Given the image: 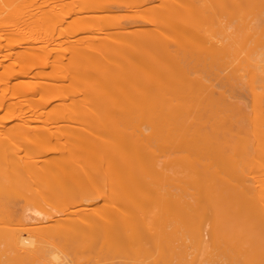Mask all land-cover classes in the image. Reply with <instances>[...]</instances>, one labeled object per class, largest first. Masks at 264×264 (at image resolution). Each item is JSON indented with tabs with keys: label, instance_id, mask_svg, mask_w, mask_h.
I'll return each instance as SVG.
<instances>
[{
	"label": "bare ground",
	"instance_id": "1",
	"mask_svg": "<svg viewBox=\"0 0 264 264\" xmlns=\"http://www.w3.org/2000/svg\"><path fill=\"white\" fill-rule=\"evenodd\" d=\"M0 264H264V0H0Z\"/></svg>",
	"mask_w": 264,
	"mask_h": 264
}]
</instances>
